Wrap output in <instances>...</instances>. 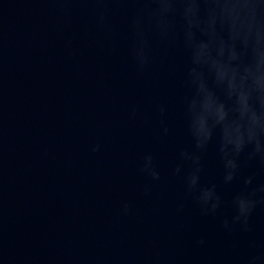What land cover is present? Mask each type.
<instances>
[{"label": "water", "instance_id": "obj_1", "mask_svg": "<svg viewBox=\"0 0 264 264\" xmlns=\"http://www.w3.org/2000/svg\"><path fill=\"white\" fill-rule=\"evenodd\" d=\"M126 7L0 0V264H226L234 243L239 253L251 238L264 244V206L252 214V233L228 232L231 209L202 215L174 173L177 148L189 143L180 105L186 54H158L138 71L122 13L99 23L103 9ZM146 152L157 157L160 181L140 171ZM205 161L202 181L225 201L242 177L264 184V166L243 155L238 178L224 184L215 143Z\"/></svg>", "mask_w": 264, "mask_h": 264}, {"label": "clouds", "instance_id": "obj_2", "mask_svg": "<svg viewBox=\"0 0 264 264\" xmlns=\"http://www.w3.org/2000/svg\"><path fill=\"white\" fill-rule=\"evenodd\" d=\"M129 5L122 9H103L99 23L107 25L114 12H121L129 36V56L138 71L150 70L158 54L168 56L177 48L186 54L180 99L186 146L177 148L174 173H182L187 195L204 216L222 215L228 232L238 225L252 233L253 212L264 206V184L254 185L255 177H242L243 188L225 201L217 184H205V154L215 143L222 166V181L231 184L238 178L241 156L264 166V0H99ZM161 132L170 131L168 108H157ZM139 109L133 105L129 118ZM101 145L93 146L99 152ZM140 171L151 181L161 179L157 157L146 152ZM150 185L144 188L148 195ZM184 205L177 208L182 212ZM131 205L124 203L128 215ZM198 245H204L203 239ZM226 264H264V244L249 239L243 253L236 252Z\"/></svg>", "mask_w": 264, "mask_h": 264}]
</instances>
